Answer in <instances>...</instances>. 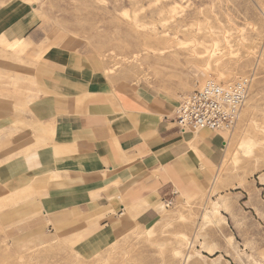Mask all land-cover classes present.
<instances>
[{
    "label": "rangeland",
    "instance_id": "1",
    "mask_svg": "<svg viewBox=\"0 0 264 264\" xmlns=\"http://www.w3.org/2000/svg\"><path fill=\"white\" fill-rule=\"evenodd\" d=\"M26 2L33 29L14 44L0 35V165L38 143L35 109L40 98L54 99L49 57L109 87L111 102L138 84L176 101L208 79L247 78L248 90L235 125L221 131L219 164H202L155 222L121 231L110 243L92 238L94 231L79 235L70 221L49 231L29 186L20 178L13 189L0 185V264H206L220 254L233 264L236 250L241 264H264L262 250L240 251L232 235L248 220L240 192L264 199V0Z\"/></svg>",
    "mask_w": 264,
    "mask_h": 264
},
{
    "label": "crops",
    "instance_id": "2",
    "mask_svg": "<svg viewBox=\"0 0 264 264\" xmlns=\"http://www.w3.org/2000/svg\"><path fill=\"white\" fill-rule=\"evenodd\" d=\"M34 25L29 2L0 0V35L9 39L6 44L23 40ZM45 63L53 70L54 99L40 98L35 109L38 143L2 162L0 185L13 189L14 179L20 178L29 186L38 205L37 219L49 231L70 221L79 235L94 231L92 238L110 243L121 231L155 222L165 200L175 199L190 173L201 170L202 164L215 166L221 161L224 135L209 129L180 130L175 122L179 101L173 96L138 84L111 102L109 87L67 70V61L49 57ZM258 178L262 194L264 173ZM238 197L248 220L239 227L232 225V235L240 251L262 250L264 256V199L260 193L258 197L243 191ZM226 218L232 223L229 215ZM235 253L233 264H241L238 250ZM220 255L206 264H227V255ZM257 263L262 264L246 260Z\"/></svg>",
    "mask_w": 264,
    "mask_h": 264
},
{
    "label": "built area",
    "instance_id": "3",
    "mask_svg": "<svg viewBox=\"0 0 264 264\" xmlns=\"http://www.w3.org/2000/svg\"><path fill=\"white\" fill-rule=\"evenodd\" d=\"M247 90V78L230 82L208 79L179 101L175 122L182 131L230 130L240 115ZM172 201V198L165 200V205Z\"/></svg>",
    "mask_w": 264,
    "mask_h": 264
},
{
    "label": "bare ground",
    "instance_id": "4",
    "mask_svg": "<svg viewBox=\"0 0 264 264\" xmlns=\"http://www.w3.org/2000/svg\"><path fill=\"white\" fill-rule=\"evenodd\" d=\"M221 205L224 206V207L226 206V204L224 202H222ZM219 206H220V203H219ZM208 250H210V248H208Z\"/></svg>",
    "mask_w": 264,
    "mask_h": 264
}]
</instances>
